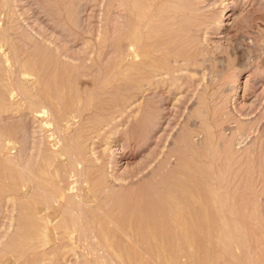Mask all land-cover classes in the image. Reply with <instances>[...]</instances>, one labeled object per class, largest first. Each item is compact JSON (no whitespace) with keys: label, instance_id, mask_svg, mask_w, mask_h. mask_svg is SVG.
I'll return each instance as SVG.
<instances>
[{"label":"rangeland","instance_id":"1","mask_svg":"<svg viewBox=\"0 0 264 264\" xmlns=\"http://www.w3.org/2000/svg\"><path fill=\"white\" fill-rule=\"evenodd\" d=\"M146 3L0 0V245L11 238L16 247L31 246L28 218L23 221L17 209L3 206L11 197L17 201L20 186L41 168L44 141L56 139L51 126L30 110L36 105L32 99L44 98L40 102L53 104L57 121L68 126L62 131L65 150L74 151L72 146L88 156L81 185L90 195L98 192L92 194L97 205L85 209L86 223L91 227L93 221V229L111 237L105 254L92 246L91 256L84 243L55 252L58 248L48 245L57 258L47 251L49 264H264V77L247 90L243 86L248 76L252 81L264 70V0H167L163 17L144 31L139 51L145 52L138 57L146 66L170 61L176 79L162 72L151 85L141 81L145 87L139 93L140 80L129 76V52L141 29L136 33L128 9ZM133 95L139 98L126 107ZM252 101V108H244L243 102ZM94 125L98 132L83 140ZM156 143L168 150L174 165L158 157L142 165L150 150L159 149ZM121 173L123 180L116 178ZM4 196L10 199L3 202ZM119 230L133 241L121 239ZM30 255L27 264L39 258Z\"/></svg>","mask_w":264,"mask_h":264},{"label":"bare ground","instance_id":"2","mask_svg":"<svg viewBox=\"0 0 264 264\" xmlns=\"http://www.w3.org/2000/svg\"><path fill=\"white\" fill-rule=\"evenodd\" d=\"M140 3V2H139ZM145 3V2H143ZM167 3V0H148V3H146L145 7L144 8H138V4H134L135 6L132 7L131 9H128L130 10L129 12V15L131 14L132 16L135 17L136 19V33L138 32V29L137 28H140L141 30L138 32V39H139V42L135 45L132 46V49L130 50L129 54L132 56L131 60H130V63H131V68H130V72H129V76H132V82L133 81H136V79H139L140 82L141 81H146L149 85L153 84L154 82V78L155 76H158V75H161L162 72H165V74H168L171 76L172 80L174 81V79H176L175 76H173V70H174V67L173 66H170L169 65V62H167V65L166 66H157V65H150L149 62H148V65L149 66H146L145 64L147 63L146 60H143L142 57H138V53H144V52H141L139 51V48H140V45L142 46V42H143V39H144V34H145V30L147 29V27H149L150 23L152 24V22L156 19V17L159 18V16L161 17L162 16V12L164 10V4ZM142 4V3H140ZM139 4V5H140ZM9 5V4H8ZM235 7L236 5H233L231 6V9H230V13H232V15L234 14V10H235ZM140 9V10H139ZM183 14V13H181ZM7 15V14H6ZM130 15V16H131ZM230 15V14H229ZM8 16V15H7ZM131 16V17H132ZM163 17V16H162ZM122 19V18H121ZM2 20V18H1ZM7 20V18H6ZM167 20V19H166ZM221 20H219L218 22H220ZM127 22V21H126ZM130 22V21H129ZM180 22V21H179ZM178 22V23H179ZM154 24V23H153ZM177 24V23H176ZM174 25V24H173ZM155 28V27H154ZM160 28V27H159ZM189 28V27H188ZM152 32V30H150ZM150 34V33H149ZM181 35V34H180ZM168 37V36H167ZM164 43V42H163ZM154 44V43H153ZM149 46V45H147ZM151 46V45H150ZM157 47V45H156ZM151 48V47H150ZM163 48V47H162ZM141 49V48H140ZM144 49V48H143ZM161 50V49H160ZM133 54V55H132ZM199 55V54H198ZM192 61V60H191ZM177 61H175L176 63ZM201 62V61H200ZM172 63V61H171ZM191 63V62H190ZM191 65V64H190ZM263 70V69H262ZM5 71V70H4ZM44 71V70H43ZM256 71V70H255ZM254 71V72H255ZM262 75H258L259 77H255L252 81L251 79H249V76L247 78V80H245L244 82V85L246 88H244V90L246 89L247 90V87H253L255 84H257L256 81H259V79H261L262 77H264V70L262 71ZM9 75V74H8ZM57 75V74H56ZM6 77V76H5ZM164 78V77H163ZM9 82V81H8ZM157 82V81H156ZM250 82L253 84L251 86H249ZM256 82V83H255ZM10 83V82H9ZM249 83V84H248ZM133 84H138V83H133ZM11 85V84H10ZM12 86V85H11ZM17 87V86H16ZM134 90L136 91L137 89H139V93L141 92V90L143 89V87H145V83L141 82L137 85V89H135L136 87L133 86ZM53 88V87H52ZM51 88V89H52ZM67 88V87H66ZM132 88V86H131ZM261 88V87H260ZM262 88H264L262 86ZM55 89V88H54ZM16 90V89H15ZM14 91V90H13ZM17 91V90H16ZM34 91V90H33ZM18 92V91H17ZM44 92V91H43ZM54 92V90H53ZM260 93V92H259ZM262 93V92H261ZM19 94V93H18ZM53 93L50 94V96L52 95ZM85 94V93H84ZM137 94V93H136ZM44 95V94H43ZM61 95V94H60ZM55 96V95H54ZM53 96V97H54ZM134 96V95H133ZM130 97V98H133L129 103H127L125 106L127 107L128 105H130L131 103H133L134 101H137V99L139 98L138 95H135L134 97ZM39 97H42L39 96ZM56 97V96H55ZM198 97V96H197ZM256 97L258 98V96L256 95L255 96V99ZM36 98H38L36 96ZM60 98V96H59ZM58 98V99H59ZM57 99V101H58ZM19 100V99H18ZM23 100L25 101V98H23ZM34 100V101H33ZM39 100V98H38ZM41 100H44V98H42ZM41 100L37 101V99H32V102L36 103V105L34 104L33 105V109H30L32 110V114L34 115L35 118L38 119V121L40 123H43L44 125H48V126H51V132L54 133L56 135V139L54 141H52L51 143L47 141H44L46 142V146H45V150H42L44 153V156L42 155V159L40 160V162L42 161V163H40V165L38 167H41L38 171L32 173L31 175V180H29V182H24L21 186H20V193L19 194V197L17 196H14V197H17L18 200L14 201V200H11V199H14L11 197L8 198L7 196H4V201L5 202V197H6V200L10 199L8 202H6V204L8 205L9 203H11V205L9 204V206H13L12 207H6L7 205H4L3 208L6 210L8 208V211L11 210V212H13L12 210H16L14 213H17V211H19L20 215H21V219L23 221H25V216L28 218L29 220V227L30 229L32 230L31 231V234H29V237H30V240L29 242H31V246H28L26 248H20V246L16 247L14 245H12V240H10L11 238H9V240L7 241L6 237L7 235H5V243L3 244V247L0 245V247L3 248V254H0V264H19L25 257H28L29 254H36V257L37 255H39V258H35L37 260H34L35 262H32L33 260L30 259L31 263L33 264H45V263H48L46 260H47V257L46 256H49L51 259L52 257L48 254L52 253L54 248H60V246H65L66 244L68 243H74V244H79V246H83V245H80L82 243H84L85 246H87L86 250H88V252L85 250V254L88 255V256H91V255H94V248H96L97 252H99V250H103L104 251V254H105V250L104 248L106 249V247H109L107 245V240H109L111 237L110 235L107 233H102V230H99L98 229V226L96 229H93L92 227V223H91V227L90 225L88 226L87 223H86V214H85V209H88L91 205H94L93 203L96 202V200L94 201V197L92 196L93 193H96V192H93L90 193L85 191V187L84 185H81V178L84 179L85 177V164L87 162L86 158H84V155L85 153L83 154V151L80 150L79 148H76V144L73 145L76 150L71 146V148L74 150V151H66L65 150V146H63V143H64V135L66 136V133L63 134L62 131L63 129H65V127L68 128L67 125H64L63 122L65 121H62V119L60 118V120L62 121V123H59L57 121V118H56V114L54 112V108H52L54 105L52 104V106L50 105H47L48 103L45 104V102H40ZM83 100V99H82ZM112 100V99H111ZM127 100V98H126ZM129 100V99H128ZM37 101V102H36ZM47 102V100H45ZM49 102V101H48ZM63 102V101H62ZM44 103V104H43ZM51 103V102H50ZM83 103V102H82ZM244 104V108L247 107V109L252 108V106L254 105V101L250 102L249 104L245 105V102H243ZM25 104V103H24ZM140 104V103H139ZM138 104V105H139ZM122 105V104H121ZM62 106V105H61ZM60 106V107H61ZM124 106V105H123ZM32 107V106H31ZM66 107V106H65ZM249 107V108H248ZM68 109H69V106H68ZM112 109V108H111ZM125 109V108H124ZM22 110V109H21ZM66 110V108H65ZM200 110V109H199ZM83 111V109H82ZM118 111V110H117ZM9 112V111H8ZM22 112V111H21ZM249 112V110H248ZM15 113V112H13ZM20 113V112H18ZM57 113V112H56ZM107 113V112H106ZM247 113V112H246ZM60 114V113H59ZM93 115V114H92ZM96 118V117H95ZM67 119V118H66ZM81 119V118H80ZM73 121V120H72ZM69 122V121H68ZM80 122V121H79ZM84 122V121H83ZM78 123V122H77ZM219 123V122H218ZM153 124V123H152ZM169 124V123H168ZM89 125V124H88ZM29 126V125H28ZM95 126V125H94ZM150 128V127H149ZM91 129V128H90ZM103 129V128H102ZM88 130V129H86ZM92 131L89 133V130H88V134H84L85 137H83L84 139L83 140H86L87 138H89L91 136V134H93L94 132H96L97 130H99L98 127H94L91 129ZM73 132V131H72ZM98 132V131H97ZM165 132V131H164ZM83 134V133H82ZM102 134V133H101ZM68 135V134H67ZM160 135V134H159ZM69 136V135H68ZM234 136V135H233ZM232 136V138H233ZM49 137V136H48ZM41 138V137H40ZM69 138V137H68ZM86 138V139H85ZM141 138V137H140ZM50 139V138H49ZM158 139V138H157ZM160 139V138H159ZM162 139V138H161ZM68 140V139H67ZM163 140V139H162ZM167 140V139H166ZM69 141V140H68ZM71 141V140H70ZM87 141V140H86ZM85 142V141H84ZM83 142V143H84ZM160 142V141H158ZM67 145H68V142H65ZM71 143V142H70ZM69 143V144H70ZM82 143V145H83ZM228 143V142H227ZM41 144V143H39ZM85 144V143H84ZM230 144V143H229ZM42 145V144H41ZM40 145V146H41ZM44 145V144H43ZM43 145L41 146V149L43 147ZM72 145V144H71ZM163 145V144H162ZM231 145V144H230ZM94 146V145H93ZM39 146H37L38 148ZM65 147V148H64ZM81 147V146H79ZM85 147V146H84ZM82 147V148H84ZM229 147V146H228ZM18 148V147H17ZM81 148V149H82ZM156 148H159L158 150L154 149L153 150H150L149 153H148V156L145 158V160H143L142 162V165L145 167L149 162H150V159L152 161L153 158L158 157V159L160 158V161H162L163 163H166V164H172V159H171V154L169 155V152H167L168 150L166 151H163V149L161 148V145H159L158 143H156ZM22 149V148H21ZM20 149V150H21ZM36 149V148H35ZM41 149H38V152L39 150ZM71 149V150H72ZM24 150V149H23ZM224 150V149H222ZM25 151V150H24ZM23 151V152H24ZM33 151V150H32ZM37 151V149H36ZM170 151V150H169ZM34 152V151H33ZM70 152H75L74 155L73 153L70 154ZM87 152V151H86ZM111 152V151H110ZM172 152V151H171ZM176 152V151H175ZM25 153V152H24ZM31 153V151H30ZM89 153V152H88ZM109 153V152H108ZM174 154V153H173ZM35 155V154H34ZM74 155V157H72ZM33 156V155H31ZM37 156V157H36ZM35 158H39L38 155H36ZM86 156V155H85ZM34 157V156H33ZM88 157V156H86ZM34 158V159H35ZM24 159V158H23ZM27 159V158H26ZM111 159L113 160V163H115L114 165H116V161L114 160V155L113 153H111ZM176 159V158H174ZM173 159V160H174ZM28 160V159H27ZM25 161V162H28V161ZM16 161V160H15ZM34 161V160H33ZM38 161V160H37ZM89 161V160H88ZM111 161V160H110ZM35 162V161H34ZM68 162L70 163V167H69V173L67 174L66 172V169H68V166L65 167V163ZM158 162V161H157ZM180 162V161H179ZM15 163V162H14ZM19 163V162H18ZM162 163V164H163ZM33 163H31L30 167L32 166ZM170 164V165H171ZM27 165V164H26ZM34 166L36 165L35 163L33 164ZM88 165V164H87ZM101 165V164H100ZM100 165L98 166V168H101ZM110 165H111V162H110ZM174 165V164H172ZM102 167H104V165H101ZM152 166V165H151ZM165 166V165H164ZM224 166V165H223ZM29 167V168H30ZM87 167V166H86ZM90 167V164L89 166ZM167 167V166H166ZM179 167V166H178ZM194 167V166H193ZM94 169L93 167H90V169ZM97 168V167H96ZM98 168L96 169V171L98 170ZM148 168V167H147ZM153 168V167H152ZM32 169V168H31ZM36 169V168H35ZM91 169V170H92ZM189 169V168H188ZM230 169V168H229ZM95 170V169H94ZM92 170V171H94ZM136 170V169H135ZM163 170V169H162ZM202 170V169H201ZM68 171V170H67ZM101 171V169L99 170ZM97 171V172H99ZM124 171H127V170H124ZM208 171V170H207ZM96 172V173H97ZM103 172V171H101ZM100 172V173H101ZM128 172V171H127ZM165 172V171H164ZM168 172V171H167ZM21 173V172H20ZM24 173V171H23ZM65 173V174H64ZM99 173V174H100ZM124 173V172H123ZM22 174V173H21ZM25 174V173H24ZM90 174V172H89ZM92 175V174H91ZM95 175V174H94ZM98 176V173L96 174ZM102 175V173L100 174ZM99 175V176H100ZM182 175V174H181ZM186 175V174H185ZM22 176V175H21ZM98 176V177H99ZM113 176V175H112ZM115 176V175H114ZM129 176V175H128ZM170 176V175H169ZM188 176V175H187ZM200 176V175H199ZM123 177H126V175H123L122 173L117 175L116 178H118L119 180L122 179ZM143 177V176H142ZM149 177V176H148ZM22 178H24V176H22ZM114 178V177H113ZM165 178V177H164ZM181 178V177H180ZM117 179V180H118ZM156 179V178H155ZM115 180V179H114ZM123 180V179H122ZM180 180V179H179ZM232 180V179H231ZM20 181V179H19ZM25 181H26V178H25ZM28 181V180H27ZM142 181V180H141ZM156 182V181H155ZM107 183V182H106ZM103 184V183H102ZM175 184V182H174ZM176 185V184H175ZM121 186V185H120ZM104 187V185H103ZM10 187H8L9 189ZM95 188V187H94ZM3 189V188H2ZM100 189L99 187L97 188V190ZM108 189V188H107ZM171 189V188H170ZM106 189L103 190V192L105 191ZM176 190V189H175ZM12 191V190H11ZM16 191V189L14 190ZM108 191V190H107ZM105 191V192H107ZM174 191V190H173ZM17 192V191H16ZM102 192V191H101ZM152 192V191H151ZM168 192V191H167ZM4 193V192H3ZM6 193V192H5ZM4 193V194H5ZM171 193V192H170ZM178 193V192H177ZM107 194V193H106ZM159 194V193H158ZM3 195V194H2ZM9 195V194H8ZM110 194H107L106 196H109ZM101 196H102V193H101ZM178 197V196H177ZM204 197V196H203ZM202 197V198H203ZM99 198V197H98ZM181 198V197H180ZM187 198V197H186ZM197 198V197H196ZM206 198V197H205ZM104 198L102 197V200ZM106 199V198H105ZM149 199V198H148ZM158 199V198H157ZM204 199V198H203ZM202 199V200H203ZM0 200H1V194H0ZM114 200V199H113ZM119 200V199H118ZM189 200V199H188ZM205 200V199H204ZM203 200V201H204ZM180 201V200H179ZM183 201V200H182ZM207 201V200H206ZM2 202V203H3ZM12 202L14 203V205H12ZM101 202V201H99ZM113 202V201H112ZM220 202V201H219ZM1 203V204H2ZM23 203L25 204L23 206ZM92 203V204H90ZM103 203V202H102ZM205 203V202H203ZM209 203V202H208ZM5 204V203H4ZM97 205V203H95ZM101 204V203H99ZM105 204V203H104ZM103 204V205H104ZM184 203L182 202V205ZM188 204V202H187ZM192 204V203H191ZM196 205V204H195ZM105 206V205H104ZM148 206V205H147ZM209 206V205H208ZM211 206V205H210ZM92 207V206H91ZM100 207V206H98ZM118 207V206H117ZM130 207V206H129ZM188 207V206H187ZM2 208V206H1ZM12 208V209H11ZM103 208V207H102ZM137 208V207H136ZM158 208V207H157ZM209 208V207H208ZM26 209V210H25ZM91 209V208H89ZM88 209V210H89ZM94 209V208H93ZM141 209V208H140ZM146 209V208H145ZM154 209V208H153ZM197 209V207H196ZM195 209V210H196ZM92 210V209H91ZM98 212L101 211L99 209H97ZM96 210V211H97ZM155 210V209H154ZM184 210V209H183ZM198 210V209H197ZM211 211V209H209ZM90 211V210H89ZM108 211V210H107ZM125 211V210H124ZM198 212V211H197ZM207 212V211H206ZM106 213V212H105ZM119 213V212H118ZM213 213V212H211ZM8 214V212H7ZM11 215H13V213H10ZM18 214V213H17ZM187 214V213H186ZM3 215V214H2ZM105 215V214H104ZM134 215V214H133ZM138 215V214H137ZM193 215V214H192ZM197 215V214H196ZM208 215V214H207ZM198 216V215H197ZM8 217V216H7ZM14 217V215H13ZM20 217V216H19ZM19 217L15 218L16 220L19 219ZM136 217V216H135ZM157 217V216H156ZM184 217V216H183ZM11 218V217H10ZM10 218L8 219V221L10 220ZM67 218V219H65ZM193 218V217H192ZM14 219V218H13ZM14 219V220H15ZM21 219H19L18 221L20 222L19 225H21ZM135 219V218H134ZM216 219V218H215ZM27 220V219H26ZM67 221V223L65 221ZM187 219L185 218V221ZM136 221V220H135ZM150 221V220H149ZM188 221V220H187ZM199 221V220H197ZM217 221V220H216ZM11 222V220H10ZM28 222V221H27ZM64 222V223H62ZM91 222V221H90ZM112 222V221H111ZM115 222V221H114ZM133 222V221H132ZM177 222L179 223V221L177 220ZM200 222H201V219H200ZM210 222V221H209ZM1 223V222H0ZM9 223V222H8ZM189 223V221H188ZM202 223V222H201ZM23 224V223H22ZM26 222L23 224L25 226ZM64 224V225H63ZM90 224V223H89ZM203 224V223H202ZM200 224V225H202ZM12 225V224H11ZM23 225L21 226L23 229L22 230H25L24 228L26 227H23ZM87 225V226H86ZM114 225V224H113ZM120 225V224H119ZM195 225V223H194ZM210 225V224H209ZM14 226V225H13ZM94 226V225H93ZM122 226V225H121ZM4 227V226H3ZM9 227V226H8ZM19 227V226H18ZM17 228V231L19 230ZM28 227V225H27ZM117 227V226H116ZM119 227V226H118ZM124 229H125V226H123ZM197 227V226H196ZM203 227V225H202ZM20 228V227H19ZM111 228V227H110ZM8 229V228H7ZM6 229V231L8 232V230ZM101 229V227H100ZM114 229V228H113ZM118 229V228H117ZM198 229V228H197ZM215 229V228H214ZM5 230V229H4ZM21 230V229H20ZM98 230V231H97ZM116 230V228L114 229ZM126 230V229H125ZM142 230V229H141ZM177 230V229H176ZM212 230V229H211ZM16 231V230H15ZM17 231L15 232L16 235H17ZM120 232H118V234L120 233V237L121 239L125 240V241H130L132 242L133 240L131 239L130 237V234H127L126 232H123V230H119ZM134 231V230H133ZM114 232V231H112ZM19 233V232H18ZM21 233H23L21 231ZM137 233V232H136ZM195 233V232H194ZM172 234V232H171ZM177 234V233H176ZM185 234V233H184ZM191 234V233H190ZM202 234V233H200ZM117 235V234H116ZM134 235V234H133ZM132 235V236H133ZM142 235V234H140ZM144 235V234H143ZM196 235V234H195ZM194 235V236H195ZM20 236V235H19ZM23 237H25L23 234L21 235ZM139 237V235H137ZM163 236V235H162ZM188 236V235H187ZM203 236V235H202ZM210 236V235H209ZM215 236V235H214ZM1 237V236H0ZM10 237V236H9ZM16 237V236H14ZM16 240V238H14ZM177 237V236H176ZM197 237V236H196ZM213 237V235H212ZM170 238V237H168ZM189 238V237H188ZM214 238V237H213ZM179 239V238H177ZM198 239V238H197ZM2 240V239H1ZM138 240V239H137ZM189 240V239H188ZM11 243V244H8L7 242ZM118 241V240H117ZM122 241V240H121ZM178 241V240H177ZM217 241V239H216ZM14 242V240H13ZM116 242V241H115ZM114 242V243H115ZM127 242V244H128ZM213 242V240H212ZM8 245H7V244ZM17 243V242H16ZM15 243V244H16ZM110 243V242H109ZM126 243V242H125ZM135 243V241L133 242ZM215 243V242H213ZM72 244V245H74ZM50 245V250L51 248L53 249L52 252L49 251V249L47 250V246ZM120 245V244H119ZM135 245V244H134ZM183 245V244H182ZM54 248H53V247ZM78 246V245H77ZM94 248H93V247ZM214 246V245H213ZM80 247V248H81ZM88 247H92L91 250L88 249ZM183 247V246H182ZM56 249L54 250L57 251L59 250ZM77 248V247H76ZM98 248H101L98 250ZM121 248V247H120ZM131 248V246H130ZM136 248V247H135ZM145 248V247H144ZM132 249V248H131ZM81 250V249H80ZM83 250V251H84ZM95 250V251H96ZM107 250V249H106ZM109 250V249H108ZM139 250V249H138ZM185 250V249H184ZM214 251L216 249H213ZM1 251V250H0ZM47 251L48 254H47ZM65 252V248L62 250ZM158 251V250H157ZM87 252V253H86ZM140 252V251H139ZM159 252V251H158ZM157 252V253H158ZM186 252V251H185ZM217 252V251H215ZM215 252H213L215 254ZM57 253V252H56ZM208 253V252H207ZM54 255V253H52ZM51 254V255H52ZM100 254V253H98ZM106 254H107V251H106ZM108 254H110V251L108 252ZM107 254V255H108ZM146 254V253H145ZM170 254V253H169ZM184 254V253H183ZM28 255V256H27ZM30 255V256H31ZM52 255V256H53ZM76 255V254H74ZM85 255V256H86ZM112 256V254H110ZM144 255V254H143ZM160 254H158L159 256ZM58 256V254L56 255ZM61 256V255H59ZM63 256V255H62ZM99 256H103V259L105 261V258L106 256L104 257V255H99ZM188 256V255H187ZM207 256V255H206ZM55 257V255H54ZM75 257V256H74ZM87 257V256H86ZM34 258V257H32ZM56 258V257H55ZM62 257H60V260H61ZM98 258V256H95V259ZM102 259V257H99V259ZM149 258V257H148ZM216 257H214L215 259ZM26 259V258H25ZM23 260L25 262H23L24 264L26 263L27 264V261L26 260ZM67 259V258H66ZM91 260V258H89ZM98 259V260H99ZM213 259V260H214ZM53 260V259H52ZM57 260V258H56ZM108 260V259H106ZM111 260V259H110ZM149 260V259H148ZM29 261V260H28ZM30 261L28 262L29 264ZM51 261V260H49ZM97 261V260H96ZM95 261V263H97ZM142 261V260H141ZM197 261V260H196ZM205 261V259H204ZM208 261V260H207ZM206 261V262H207ZM78 262V261H77ZM91 262V261H90ZM99 264H101V260H99ZM110 262H112V264H114L113 260H111ZM143 262V261H142ZM141 262V263H142ZM21 263V264H23ZM55 260H54V264H55ZM49 264V263H48ZM51 264V262H50ZM80 264V263H79ZM105 264V263H104ZM107 264V263H106ZM204 264V263H203ZM214 264V262H213Z\"/></svg>","mask_w":264,"mask_h":264}]
</instances>
